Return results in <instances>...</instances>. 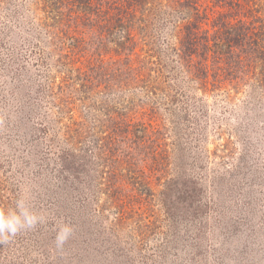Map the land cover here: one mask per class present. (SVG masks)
Returning <instances> with one entry per match:
<instances>
[{
	"label": "rangeland",
	"instance_id": "374dc122",
	"mask_svg": "<svg viewBox=\"0 0 264 264\" xmlns=\"http://www.w3.org/2000/svg\"><path fill=\"white\" fill-rule=\"evenodd\" d=\"M198 1L216 16L213 13L218 8L212 0ZM0 16V181L7 184L1 195L10 198V209L24 198L45 218L33 228L0 241V264H264V102L251 97L248 83L236 92L228 86L206 95L199 72L178 70L172 49L181 47L180 42L187 38H183L184 31L177 33L166 26L162 14L151 48L137 40L130 46L135 51L128 53L124 67L132 70L123 84L126 88L120 93L121 101L114 106L134 111L135 120L146 113L145 117L158 121L161 126L151 130L153 137L145 135L148 147L169 152L166 176L178 185L180 196H195V204L190 207L191 202L182 200L165 208L157 194L143 204L155 214V219L144 221L149 222L147 226H142L139 218L115 226V214L107 211V206V220L101 218L97 208L101 200L93 193H72L79 199L65 200L58 191L60 186H55L66 174L63 151L67 143L73 145L78 138L52 124L65 118L51 107L49 88L55 85V97L64 81L70 89H81L89 55H73L63 47L67 43L63 33L52 40L44 34L42 40H33L30 15L29 24L7 17L5 11H0ZM89 39L91 54L112 64V56L104 53V43L95 34ZM118 64L123 65V61ZM156 75L159 78L154 83L151 77ZM79 94L74 93L77 103ZM106 101L112 102L110 98ZM93 115L91 121L102 118V108ZM43 124L49 128L48 137L55 138L57 146H51L52 151ZM157 128L161 141L154 139ZM86 133V138L81 137L83 147H93V139L104 136L94 130ZM116 166L109 169L115 172ZM92 176L89 171L87 180ZM107 177L112 176H96L94 182H104ZM154 189L159 193L163 186ZM62 223L70 224L73 230L57 246Z\"/></svg>",
	"mask_w": 264,
	"mask_h": 264
},
{
	"label": "trees",
	"instance_id": "16d2710c",
	"mask_svg": "<svg viewBox=\"0 0 264 264\" xmlns=\"http://www.w3.org/2000/svg\"><path fill=\"white\" fill-rule=\"evenodd\" d=\"M211 2L218 8L213 13L216 14L214 17L198 0H21L19 3L18 0H0V11H5L7 17L21 20L23 24L28 23L29 15L32 17L30 22L34 28L30 33L33 40H42L43 34L52 40L63 33V41L67 40L63 47L67 46L73 55H89L81 89H70L68 82L64 81L58 86L60 94L55 97V85L51 84L49 88L52 94L51 107L56 108V113L65 118L62 123L56 120L52 124L55 129H64L78 138L73 145L67 143L68 148L61 156L66 174L63 182L55 185L60 186L58 191L62 192L61 198L79 199V196H71L72 193H85L89 196L93 193L97 200H101L97 201L101 218L107 220L105 214L109 213L104 212L107 206V211L115 214V226H122L132 218H139L142 221L139 223L147 226L149 222L144 221L155 219V216L143 208V204L146 200L154 199L157 194L165 208L182 200L191 202L190 207H193L195 196H180L178 185L166 176L169 173V152L160 147L154 150L148 147L150 143L146 136H152L151 130L159 124L158 121L145 117L146 113L142 119L138 117L135 120L137 116L134 111L127 108L121 111L114 105L120 103V95L126 88L123 84L130 76L129 70H132L131 66L124 67L128 53L135 51L130 46H135L137 40L143 47L151 48L160 14L165 16L164 23L170 29L174 28L177 33L185 32L183 38L187 40L180 42L183 44L181 47L172 49V57L178 70L189 74L200 73L206 95L228 86L236 92L248 83L251 97L264 102V0ZM91 34H95L104 43V53L112 56V64L102 57L97 58L88 50L92 49L89 44ZM107 45L111 46L110 52H107ZM95 46L98 47L97 44ZM120 61H123V65L119 66ZM82 78L81 75L77 80L81 81ZM151 78L155 83L159 76ZM75 92L80 93L79 103L74 97ZM227 97L229 100L232 98L230 95ZM108 98L112 102L107 104ZM102 104L106 106L100 107ZM101 108L104 116L91 121L93 114ZM47 127V124H43V134L52 151V147L57 144L53 136L48 137ZM158 128L154 139L160 140ZM89 130L101 132V136L104 134L103 139L94 138L93 147H83L81 137L84 135L86 138ZM58 134L54 133V136ZM112 164L120 170L117 168L113 172L109 169ZM2 167L0 164V170ZM89 171L93 176L88 181ZM94 175L112 177L103 179L104 182H94ZM83 178L88 182H81ZM157 185L163 186L159 193L154 189ZM6 189L7 184L0 181V209L4 210L10 209V198L1 195ZM134 190V196L130 195ZM3 199L7 202L3 203ZM86 207L87 204H84ZM66 209L64 207L62 211Z\"/></svg>",
	"mask_w": 264,
	"mask_h": 264
},
{
	"label": "clouds",
	"instance_id": "9594fccd",
	"mask_svg": "<svg viewBox=\"0 0 264 264\" xmlns=\"http://www.w3.org/2000/svg\"><path fill=\"white\" fill-rule=\"evenodd\" d=\"M44 217L35 213L24 198L16 202L15 208L0 209V241H7L22 229H31L44 221ZM72 226L62 223L56 235L57 246H61L72 233Z\"/></svg>",
	"mask_w": 264,
	"mask_h": 264
}]
</instances>
